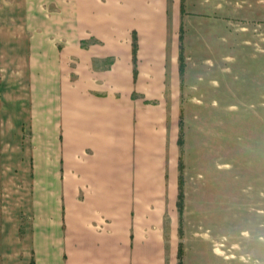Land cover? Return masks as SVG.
I'll list each match as a JSON object with an SVG mask.
<instances>
[{
  "label": "rangeland",
  "instance_id": "obj_1",
  "mask_svg": "<svg viewBox=\"0 0 264 264\" xmlns=\"http://www.w3.org/2000/svg\"><path fill=\"white\" fill-rule=\"evenodd\" d=\"M188 1L195 87L181 109L184 145L163 164L183 162V214L168 179L145 210L163 213L176 264L180 248L182 264H264V0ZM124 30L115 0H0V264H24L37 212L65 211L66 122L78 114L67 97L86 84L115 99ZM112 108L101 110L114 142ZM52 167L57 187L48 185Z\"/></svg>",
  "mask_w": 264,
  "mask_h": 264
},
{
  "label": "crops",
  "instance_id": "obj_2",
  "mask_svg": "<svg viewBox=\"0 0 264 264\" xmlns=\"http://www.w3.org/2000/svg\"><path fill=\"white\" fill-rule=\"evenodd\" d=\"M189 4L115 0L116 27L125 29L128 42L122 67L125 80L122 70L115 73L111 90L116 96L107 101L94 96L86 84L70 90L68 105L78 114L66 122L65 211L36 213L39 218L29 235L24 264H176L167 245L163 213L145 206L155 199V189L163 187L164 179L180 185V156L175 167L163 169V164L167 155L181 151V109L195 87L187 68L191 57L186 19L191 20L194 12ZM221 7L220 0L214 3V8ZM225 20L212 26L216 29ZM248 30L241 25L240 31ZM210 82L217 80L210 77ZM107 104L115 111L114 142L104 135L113 120L101 110ZM55 170L52 167L47 175L51 187L59 182ZM61 187L64 191V184Z\"/></svg>",
  "mask_w": 264,
  "mask_h": 264
},
{
  "label": "trees",
  "instance_id": "obj_3",
  "mask_svg": "<svg viewBox=\"0 0 264 264\" xmlns=\"http://www.w3.org/2000/svg\"><path fill=\"white\" fill-rule=\"evenodd\" d=\"M137 50H138V44H137V38L135 36L134 37V42H133V50H132L133 60H134V63L135 64L137 62ZM180 62H181L180 70H181V73H183V71H184V56H183L182 53L180 55ZM134 76L135 77L137 76V70L136 69L134 70ZM178 144H179V146L181 148L184 145V139H183V122H182V120L180 122V135H179ZM179 168H180V185H179L180 192H179L178 209H179L180 215L182 216V214H183V203H184V191H183V188H182L183 187L182 172H183V169H184V165H183L182 160H180ZM178 258L180 260L179 264H182V248H180L179 257Z\"/></svg>",
  "mask_w": 264,
  "mask_h": 264
}]
</instances>
